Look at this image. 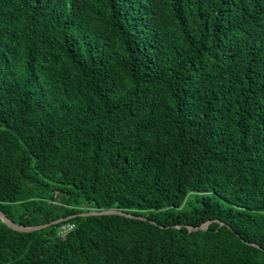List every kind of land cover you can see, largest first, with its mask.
Returning <instances> with one entry per match:
<instances>
[{"label": "trees", "instance_id": "trees-1", "mask_svg": "<svg viewBox=\"0 0 264 264\" xmlns=\"http://www.w3.org/2000/svg\"><path fill=\"white\" fill-rule=\"evenodd\" d=\"M0 210L77 215L0 264H264V0H0Z\"/></svg>", "mask_w": 264, "mask_h": 264}, {"label": "water", "instance_id": "water-1", "mask_svg": "<svg viewBox=\"0 0 264 264\" xmlns=\"http://www.w3.org/2000/svg\"><path fill=\"white\" fill-rule=\"evenodd\" d=\"M90 215H125L127 217L130 218H138V219H145L142 216H135L131 213H126L124 211L118 210V209H106V210H99V211H95V212H84V213H80L78 214V216H90ZM77 217V215H72L66 218H60L57 219L53 222L50 223H45L43 225H39V226H32V227H27V226H21L19 224H17L16 222H14L12 219H10L2 210H0V218L4 221V223L9 226L10 228H12L13 230L19 231V232H31V231H35V230H40L46 227H49L51 225H56L59 224L61 222L67 221L71 218H75ZM212 220H209L207 222H205L203 225H201L200 227H196V226H188V228L191 231H196L199 229H207L208 226L211 224ZM180 227V226H178Z\"/></svg>", "mask_w": 264, "mask_h": 264}, {"label": "built area", "instance_id": "built-area-1", "mask_svg": "<svg viewBox=\"0 0 264 264\" xmlns=\"http://www.w3.org/2000/svg\"><path fill=\"white\" fill-rule=\"evenodd\" d=\"M74 227H75V225H73V224L63 225V226L61 227L60 234H61V235H66V234H68L71 230H73Z\"/></svg>", "mask_w": 264, "mask_h": 264}, {"label": "rangeland", "instance_id": "rangeland-1", "mask_svg": "<svg viewBox=\"0 0 264 264\" xmlns=\"http://www.w3.org/2000/svg\"><path fill=\"white\" fill-rule=\"evenodd\" d=\"M85 208V207H84Z\"/></svg>", "mask_w": 264, "mask_h": 264}]
</instances>
